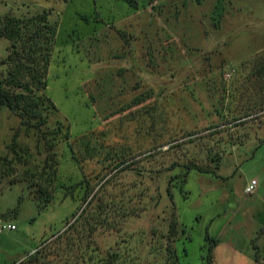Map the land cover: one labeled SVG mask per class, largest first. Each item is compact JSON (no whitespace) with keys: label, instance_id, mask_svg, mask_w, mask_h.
<instances>
[{"label":"rangeland","instance_id":"obj_1","mask_svg":"<svg viewBox=\"0 0 264 264\" xmlns=\"http://www.w3.org/2000/svg\"><path fill=\"white\" fill-rule=\"evenodd\" d=\"M134 1L0 0V17L45 11L57 23L47 123L0 105V227L15 225L0 231V264H63L46 243L84 207L104 223L98 256L118 249L120 264H167L171 218L177 264H203L209 248L210 264H253L252 239L262 255L264 0H224L221 14L220 0ZM9 45L0 38L1 78ZM57 121L68 132L56 135L54 197L39 208L34 183ZM189 157L217 167L167 169Z\"/></svg>","mask_w":264,"mask_h":264},{"label":"trees","instance_id":"obj_2","mask_svg":"<svg viewBox=\"0 0 264 264\" xmlns=\"http://www.w3.org/2000/svg\"><path fill=\"white\" fill-rule=\"evenodd\" d=\"M122 1L131 7H135L136 5L134 0ZM223 1L220 0V4L216 5L218 7L217 13L220 12L221 14L224 8ZM56 32L57 23L50 21L48 13L45 11L27 17L11 15L0 17V38L5 37L10 41V50L5 61L7 63V75L4 78L0 77V105L8 107L11 111L22 117L24 122L26 119L35 120L33 126L37 129H40L42 125L47 123L49 111L56 109L54 102L45 94L47 84L46 75ZM258 73H264V64L258 68ZM262 89H264V86ZM57 124L58 126L52 131L50 139L46 140L47 149L51 156L46 157L42 170L38 174L40 179L34 183L37 187L34 191L33 198L39 208L45 207L54 197L52 190L48 188L53 185L57 175L56 161L54 163L55 152L51 151L55 145L56 135L63 130L62 137L65 138L68 132L67 128L63 129V124L60 121H57ZM214 133L216 134L217 132ZM13 151H15V148H13ZM86 151L89 153V150L86 149ZM177 162H172L168 165L167 169H172L176 166L180 167L181 165L185 166L186 169L185 171L182 170L180 176H187L191 168H196L200 172H214L217 167V164L214 167H210L211 165L208 161L201 163L195 162L190 157L183 163ZM122 163L124 161L118 163L119 166ZM126 167H129V165ZM176 176L171 175L168 182L170 183ZM41 179H44L45 184H42ZM167 189L170 193L169 186ZM89 192L90 190L87 189L83 193L81 200L83 202L87 201L90 204L87 198ZM15 211L16 208L13 209V212ZM76 211L72 216L76 215ZM98 223L100 225L104 224L103 221L94 219L84 207L80 215L75 216L64 231L59 233L54 240L46 243V249L54 253L55 256H60L59 258L62 259L63 264H120L121 253L118 249L108 250L104 257L98 256L99 247L94 243V232ZM177 231V221L171 218L165 245L167 264H177L178 262L176 250L171 246V242L175 240ZM263 234L264 224L258 230L256 237ZM252 241L254 242L253 239ZM252 241L253 264H264V244L262 247V255H260L258 245ZM42 252L43 249L31 253L27 257L26 263L36 261ZM72 255L78 257L74 258ZM204 258L203 264H210L209 261L212 258L210 248ZM46 260L44 264H51L50 259ZM17 264L25 263L21 261ZM123 264H125V261H123ZM127 264H136V262Z\"/></svg>","mask_w":264,"mask_h":264},{"label":"built area","instance_id":"obj_3","mask_svg":"<svg viewBox=\"0 0 264 264\" xmlns=\"http://www.w3.org/2000/svg\"><path fill=\"white\" fill-rule=\"evenodd\" d=\"M257 182L255 179L250 180V182L244 187V192L249 194L252 193ZM3 229L12 230L15 229V225L13 223H6L4 225H1L0 231Z\"/></svg>","mask_w":264,"mask_h":264}]
</instances>
